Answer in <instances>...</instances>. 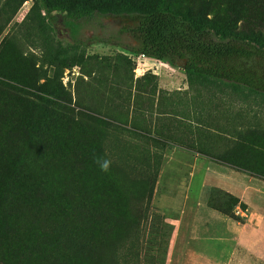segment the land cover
<instances>
[{
    "label": "rangeland",
    "instance_id": "374dc122",
    "mask_svg": "<svg viewBox=\"0 0 264 264\" xmlns=\"http://www.w3.org/2000/svg\"><path fill=\"white\" fill-rule=\"evenodd\" d=\"M171 4L264 41V0ZM47 21L33 0H0V178L19 166L21 174L41 167L37 175L46 183L36 193L24 187L0 194V264H96L68 245L69 235L56 230L61 223L86 224L81 235L93 240L106 229L110 247L101 260L115 248L121 264L133 257L139 264H163L170 225L160 223L161 216L168 221L177 215L199 157L264 173V96L188 77L122 45L86 44L110 35L129 21L126 16L91 19L77 44L61 21L53 29ZM42 85L54 95L40 91ZM24 91L54 105L51 134L30 144L23 130L30 109ZM94 155L112 161L107 173ZM152 186L153 215L144 219L136 210ZM234 199L213 187L207 202L231 212Z\"/></svg>",
    "mask_w": 264,
    "mask_h": 264
},
{
    "label": "trees",
    "instance_id": "16d2710c",
    "mask_svg": "<svg viewBox=\"0 0 264 264\" xmlns=\"http://www.w3.org/2000/svg\"><path fill=\"white\" fill-rule=\"evenodd\" d=\"M24 1L20 0V3ZM33 6L38 9L43 19H48L50 28L55 20L61 21L63 26L69 29L75 44L83 42L78 35L91 19L126 16L129 21L110 35L95 36L88 39L86 44L99 41L122 45L133 53L181 68L188 77L210 79L233 89L242 88L264 96V41L255 35L236 31L230 26L221 25L200 15L181 12L172 6L171 0H162L159 4L147 0H33ZM54 12H58L59 17H53ZM38 89L53 94L44 85ZM23 95L30 105L23 129L30 144L40 141L44 135L51 134L55 127L54 115L51 112L54 105L52 100L45 96L27 91H24ZM28 96L36 99H27ZM6 122L14 125L13 120ZM1 159L0 157V166L4 167ZM39 169L42 170L38 167L37 171L21 174L23 170L19 166L10 177L1 175L0 194L15 195L24 187L31 193L42 191L46 183L37 175ZM152 191L153 186L150 187L143 209L136 210L137 213L144 212V219L153 215ZM233 201L234 205L237 204L236 198ZM223 212L233 215L229 211ZM160 223L170 225V237L173 225L167 223L163 216ZM83 228L85 230L86 224L78 223L68 227L67 224L61 223L56 230L64 236L69 235L68 245L83 252L91 262L121 264L118 259L119 249H110L111 254L105 259L101 260L99 257L105 248L110 247L106 229L103 228L98 239L93 240L81 235ZM133 244L135 245V242ZM137 244L140 243L137 241ZM133 258L130 264H139V259ZM164 261L165 257L163 264Z\"/></svg>",
    "mask_w": 264,
    "mask_h": 264
},
{
    "label": "crops",
    "instance_id": "0c3cea01",
    "mask_svg": "<svg viewBox=\"0 0 264 264\" xmlns=\"http://www.w3.org/2000/svg\"><path fill=\"white\" fill-rule=\"evenodd\" d=\"M263 179L229 161L199 157L177 215L163 216L173 225L164 264H264ZM213 187L237 199L233 215L208 204Z\"/></svg>",
    "mask_w": 264,
    "mask_h": 264
},
{
    "label": "clouds",
    "instance_id": "9594fccd",
    "mask_svg": "<svg viewBox=\"0 0 264 264\" xmlns=\"http://www.w3.org/2000/svg\"><path fill=\"white\" fill-rule=\"evenodd\" d=\"M93 159L94 162L99 166L101 171L107 173L110 170L112 164L111 160L96 155H94Z\"/></svg>",
    "mask_w": 264,
    "mask_h": 264
},
{
    "label": "built area",
    "instance_id": "2783aa9c",
    "mask_svg": "<svg viewBox=\"0 0 264 264\" xmlns=\"http://www.w3.org/2000/svg\"><path fill=\"white\" fill-rule=\"evenodd\" d=\"M140 55H143V54H140Z\"/></svg>",
    "mask_w": 264,
    "mask_h": 264
}]
</instances>
